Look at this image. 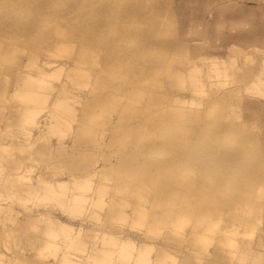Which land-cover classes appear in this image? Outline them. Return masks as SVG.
<instances>
[{"label": "rangeland", "instance_id": "rangeland-1", "mask_svg": "<svg viewBox=\"0 0 264 264\" xmlns=\"http://www.w3.org/2000/svg\"><path fill=\"white\" fill-rule=\"evenodd\" d=\"M263 77L264 0H0V264H264Z\"/></svg>", "mask_w": 264, "mask_h": 264}, {"label": "bare ground", "instance_id": "bare-ground-1", "mask_svg": "<svg viewBox=\"0 0 264 264\" xmlns=\"http://www.w3.org/2000/svg\"><path fill=\"white\" fill-rule=\"evenodd\" d=\"M232 46H233V47H231V49H232L231 52H232V53H235V52L238 50L237 47H240V46H237V44H233ZM239 50H240V49H239ZM243 51H244V50H243ZM227 53H228V52H226V54H227ZM246 53H247V51H246ZM248 53H249V52H248ZM237 55H238V53H237ZM237 55H236V56H237ZM245 55H246V54H245ZM249 55H250V54H249ZM253 56H254V55H253ZM245 57H246V56H245ZM250 57H252V56L250 55ZM228 58H229V57H228ZM236 58H237V57H236ZM242 58H243V57H242ZM256 58H257V57H256ZM256 58H255V59H256ZM238 59H239V58H238ZM257 60H258V58H257ZM259 61H260V60H259ZM263 78H264V77H263ZM203 210H204V209H203ZM51 218H52V217H51ZM51 218H49V219H51ZM51 221H53V219H52ZM56 221H59V220L56 219ZM56 221H55V219H54V223H56L57 225H58L59 222H60V225L63 226L64 228H69L70 230H73L72 227L69 226V225H67L66 223H63V222H61V221H59V222H56ZM60 225H59V226H60ZM197 230H198V229H197ZM195 232H196V230H195ZM197 232H198V231H197Z\"/></svg>", "mask_w": 264, "mask_h": 264}, {"label": "crops", "instance_id": "crops-1", "mask_svg": "<svg viewBox=\"0 0 264 264\" xmlns=\"http://www.w3.org/2000/svg\"><path fill=\"white\" fill-rule=\"evenodd\" d=\"M262 22H263V20H262L259 24H257V25L255 26V28H254L253 31H255V32L258 31V32H260V33H263V32H262ZM243 34H244V37H243V38H246V34H248V33H246V31H244ZM240 35H241V37H242V33H241Z\"/></svg>", "mask_w": 264, "mask_h": 264}]
</instances>
